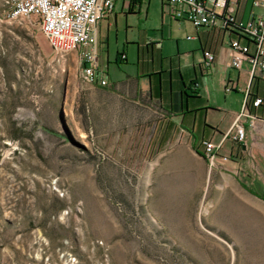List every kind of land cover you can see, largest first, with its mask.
Instances as JSON below:
<instances>
[{
	"label": "rangeland",
	"instance_id": "1",
	"mask_svg": "<svg viewBox=\"0 0 264 264\" xmlns=\"http://www.w3.org/2000/svg\"><path fill=\"white\" fill-rule=\"evenodd\" d=\"M7 1L0 264H264V203L216 162L162 138L154 107L126 135L90 130L74 96L81 67L51 47L33 17L9 19ZM215 86L221 104L242 99L243 91L225 92L223 76Z\"/></svg>",
	"mask_w": 264,
	"mask_h": 264
},
{
	"label": "crops",
	"instance_id": "2",
	"mask_svg": "<svg viewBox=\"0 0 264 264\" xmlns=\"http://www.w3.org/2000/svg\"><path fill=\"white\" fill-rule=\"evenodd\" d=\"M254 1L228 0V4L237 19L246 22L264 16V6ZM184 35L190 45L182 39ZM238 36L235 30L197 28L187 19L172 17L163 0H115L112 13L98 24L92 44L98 56L99 76L108 83L75 78L74 96L87 113L88 127L126 135L130 127L140 129L143 110L154 107L159 113L156 128L162 138L178 139L207 161L202 141L220 144L214 162L221 166L223 176L233 179L247 198L264 203V103L251 109L255 120L244 119V143L233 141L229 134L247 88L264 98V71L258 70L252 77L248 61L242 69L230 65V41ZM92 47L68 55L81 67L82 51ZM206 50L215 57L209 72L201 68ZM217 76H223L225 83L234 81V93L243 91L234 106L228 98L220 103Z\"/></svg>",
	"mask_w": 264,
	"mask_h": 264
},
{
	"label": "built area",
	"instance_id": "3",
	"mask_svg": "<svg viewBox=\"0 0 264 264\" xmlns=\"http://www.w3.org/2000/svg\"><path fill=\"white\" fill-rule=\"evenodd\" d=\"M114 1L8 0L6 2L7 16L9 19L33 17L40 25L51 47L63 56L81 48L93 46L90 50H84L81 53L83 64L80 74L85 82H99L101 85H106L107 80L99 76L98 56L92 44L98 24L112 13ZM209 1H211V6H208ZM163 2L172 17L187 19L197 28L220 27L238 31L240 36L230 41L229 47L232 51L230 65L233 68L242 69L244 61H248L252 66V77L258 70L264 71V16L252 17L246 22L240 21L233 9L229 7L228 0H163ZM254 4L264 6V0H255ZM217 8H222L224 11L219 12ZM214 58L211 50L204 52V61L201 63L203 71L212 70ZM236 87L234 81L228 80L225 90L230 92ZM263 103L264 98L255 96L251 87H248L242 109L229 133L233 141L240 144L246 141L247 129L244 119L252 117L255 120L257 116L251 114V109ZM202 145L206 157L213 164L217 155L215 151L221 145L212 140H203ZM223 159L226 160L227 156Z\"/></svg>",
	"mask_w": 264,
	"mask_h": 264
}]
</instances>
